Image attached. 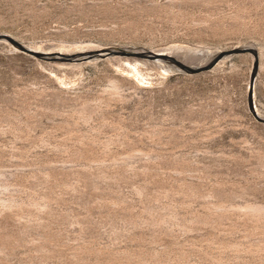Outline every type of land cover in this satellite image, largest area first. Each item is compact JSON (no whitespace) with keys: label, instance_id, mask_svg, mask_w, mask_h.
I'll return each mask as SVG.
<instances>
[{"label":"rangeland","instance_id":"rangeland-1","mask_svg":"<svg viewBox=\"0 0 264 264\" xmlns=\"http://www.w3.org/2000/svg\"><path fill=\"white\" fill-rule=\"evenodd\" d=\"M1 33L80 52L0 36V264H264L253 54L107 52L254 48L264 116V0H0Z\"/></svg>","mask_w":264,"mask_h":264},{"label":"water","instance_id":"water-1","mask_svg":"<svg viewBox=\"0 0 264 264\" xmlns=\"http://www.w3.org/2000/svg\"><path fill=\"white\" fill-rule=\"evenodd\" d=\"M0 36L3 39H5L9 44H11L14 48L19 50L20 52H22L26 55L36 57L40 60H44V61H58V60L75 61L74 59H77V56H75L74 54L61 55V54H56V53H52V52H43V51L33 50V49L25 46L20 41L16 40L12 36L5 34V33H1ZM107 52H110V53H123V52H125L126 53V51L122 50L121 48H115V47L108 48ZM245 52L252 53L254 56V64H253V67H252L250 75H249L247 92H246L247 108H248V111L250 112V114L252 115V117L257 122L264 123V117H261L257 114L255 107H254V100H253V88H254V81H255V77H256V65H257L256 64L257 53H256V50L254 48H251L248 46H238L235 48H230V50L218 52L210 59L208 64L205 66H194V65L191 66V65L186 64L184 62L181 63L178 61L177 62L175 61V64L177 65L179 70H182L186 73H197V72H200V71H203V70H206V69L212 67L224 55H230L232 53H245ZM141 55H142V57L148 58V59L153 58V56H156L157 58H166L167 57L168 60H171V61L174 59L171 56H165V55L158 54V53L151 52V51L146 52L145 50L141 53Z\"/></svg>","mask_w":264,"mask_h":264},{"label":"bare ground","instance_id":"bare-ground-1","mask_svg":"<svg viewBox=\"0 0 264 264\" xmlns=\"http://www.w3.org/2000/svg\"><path fill=\"white\" fill-rule=\"evenodd\" d=\"M3 39V38H2ZM4 41H6L5 39H3ZM27 46V45H26ZM30 48V47H29ZM12 49H13V47H12ZM122 50H124V51H126V53L125 52H123L124 54H135V55H131L132 57H130V58H134L133 56H136V57H141V58H143L142 57V55H141V53L143 52V51H141V50H139V49H137V50H135V49H124V48H121ZM16 50V49H15ZM34 50V49H33ZM104 49H98V51H103ZM127 50H129L128 52H127ZM36 51H39V50H36ZM79 52L80 51H77V52H74V53H71V54H74L75 56L76 55H79ZM81 52H83V51H81ZM84 52H87V51H85L84 50ZM257 53V52H256ZM110 53H100L98 56H96V57H99V56H107V55H109ZM121 54V53H120ZM158 54H162V53H158ZM162 55H165V54H162ZM215 54H210V56H208L207 57V59H206V61L204 62V64H201V65H199V64H196V65H194V66H205V65H207L208 64V62L210 61V59L214 56ZM165 56H170V55H165ZM171 57H173V56H171ZM225 57H227V55H224L220 60H219V62L223 59V58H225ZM111 58V57H110ZM167 58V57H166ZM174 58V57H173ZM152 59V58H151ZM153 59L154 60H156V63L157 64H160V62H161V60L160 59H157V57L156 56H153ZM75 60V59H74ZM77 60H79V59H77ZM83 60V59H82ZM139 60V59H138ZM145 60V59H144ZM142 61V60H141ZM149 61V60H148ZM152 61V60H151ZM171 61V60H170ZM173 62H177L178 60L176 59V58H174L173 60H172ZM74 62V61H73ZM178 62H180V61H178ZM182 63V62H181ZM69 64H72V61H71V63H69ZM153 64V63H152ZM176 66V65H175ZM110 83H112V86H111V88H113V89H117L118 88V84H117V82L115 81V80H113L112 82H110ZM119 90H121V89H119ZM253 100H254V88H253ZM254 107H255V110H256V112H257V114L259 115V116H263L260 112H259V110H258V108H257V106H256V103L254 102ZM82 117V116H81ZM264 117V116H263ZM70 126V125H69ZM249 209H251V207L249 208ZM253 210L255 209V208H252ZM252 210V211H253Z\"/></svg>","mask_w":264,"mask_h":264}]
</instances>
